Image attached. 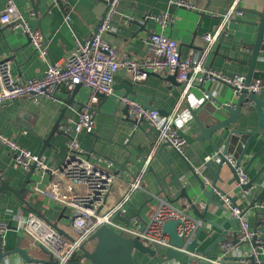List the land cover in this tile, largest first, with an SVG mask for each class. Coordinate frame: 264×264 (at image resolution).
Segmentation results:
<instances>
[{
	"label": "crops",
	"instance_id": "obj_1",
	"mask_svg": "<svg viewBox=\"0 0 264 264\" xmlns=\"http://www.w3.org/2000/svg\"><path fill=\"white\" fill-rule=\"evenodd\" d=\"M13 1L26 22L32 28L42 32L49 50L48 58L43 59L35 51L27 35L0 22V60H10L12 75L22 80L42 77L50 64L63 63L75 50L78 41L92 35L107 10V4L103 0H61L62 4L58 0ZM186 1L194 8L171 4L169 0H120L112 20L113 30L106 33L104 38L119 50L120 58L129 56L142 59L147 54L149 44L146 40L149 35L153 31H161L159 24L152 16L168 12L174 21L165 29V34L179 42L181 55L185 58L191 50L198 51L203 48V35L218 28L221 16L228 12L234 0ZM7 3L8 0H0V13ZM34 4L37 6V13ZM239 6L245 11L244 15L236 16L230 21L228 33L221 41L219 40L215 50L204 58L205 66L228 75H245L249 70L247 64L252 59L251 44L255 43L259 30L253 22L260 21V17L253 11L262 12L264 0H240ZM67 14L70 15L69 21L66 20ZM255 72L264 82V49L260 51ZM168 77L169 75L151 74L146 80L135 83L124 69H120L115 75L113 94L101 96L93 106L96 109L93 132L77 134L78 141L84 150L115 162H123L128 155L122 145H126L127 149L131 150L133 160L131 163L121 167L114 163V166L110 168L117 173L122 182H129L141 174L147 158L151 156L148 169L142 176L143 190L133 193L125 203V211L121 214L129 220V225L150 222L158 206L166 200L167 194L171 197L181 194L182 189L179 187L175 194L170 192L171 187L176 185L174 175L182 180L187 193L193 198L198 210L202 212L204 206L200 201L205 200L203 190L198 174L196 176L191 174L190 168L195 169L203 165L202 174L199 176L208 175L213 180L212 172L206 165L210 163L213 168H216L217 162L207 161V158L216 151L214 144L223 149L225 138L221 136L228 133L230 129L262 131L258 126V115L252 111L248 117L241 114L239 120L229 125V129L221 131L222 134L214 133L213 142L207 139L186 141L182 149L186 162L178 156L173 146H161L153 151L156 132L152 125L149 122L138 125L125 120L124 104L120 103L121 96L128 95L148 108L158 109L163 115L171 113L182 102L183 118L180 129L192 137L200 135L201 130L191 115L190 104L197 106L203 102L206 99V91L213 93L224 104L235 102L233 88L227 84L218 81L205 83V88L196 84L185 93L184 85L178 79L171 82ZM89 93L84 86H80L76 92L61 86L55 98L41 97L38 102L24 98L13 100L0 109V133L12 138L33 153L42 154L46 164L57 167L67 158L68 136L62 131L61 126L66 123L73 124L78 119L80 108L87 102ZM183 94H185L184 97ZM258 94L264 99V87ZM219 117L224 118L221 115ZM247 121H250V125ZM56 124H59V127L53 133ZM263 144L264 136H256L249 146L248 157ZM258 162L260 164L264 162V152ZM169 167L174 174L166 179ZM255 172L254 166L250 167L247 175L250 178ZM27 173L28 170L16 164L14 153L0 142V177L13 188L21 189ZM31 179L32 181L27 184L28 189L21 192L22 198L10 191L1 194L0 221H6L13 226L6 234L4 247L0 245L4 258L15 250L22 235L16 230L19 222L16 214L21 213L24 216L29 210H36L37 214L53 224L58 222L63 225L69 222L71 211L60 202L36 194L34 186L40 181L38 174L34 173ZM46 181L44 179L38 185L44 186ZM218 184L227 194L234 197L242 209L248 206V201L239 197V188L234 180ZM162 189H165L167 194L157 196ZM212 200L217 204L210 205L207 218L217 224H223V229L218 225L203 222L201 243L198 244L196 252L202 254L208 251L207 256L214 258L223 256L222 245L227 240H233V228L226 221L231 215L223 207L218 193L214 192ZM187 203L186 198H181L172 204L199 220L192 214V209ZM139 212L140 215H138ZM252 213L251 211L247 219L254 228L256 216ZM258 223L264 224L262 215ZM222 235L226 237V240L218 241ZM24 244H26L25 239ZM31 255L34 258L49 260V256L42 250H33ZM80 255L81 251L75 256L79 259ZM159 256L161 258L165 256V251L161 250ZM259 257L264 264V250ZM78 259L74 257L72 261ZM133 259L137 264H156L152 257L137 250L133 252ZM185 259L186 257H182L178 260ZM83 264H91V262L86 260Z\"/></svg>",
	"mask_w": 264,
	"mask_h": 264
},
{
	"label": "built area",
	"instance_id": "obj_2",
	"mask_svg": "<svg viewBox=\"0 0 264 264\" xmlns=\"http://www.w3.org/2000/svg\"><path fill=\"white\" fill-rule=\"evenodd\" d=\"M103 1L107 4V10L92 35L83 42L78 41L75 50L63 63L50 64L42 77L22 80L12 75L10 60H0V109L17 99L24 98L38 102L41 97L55 98L61 86H66L73 92L76 86L81 84L90 92L87 102L80 108L78 119L73 124L66 123L61 126L62 131L68 136L67 158L57 167L46 164L42 156L0 133V142L14 153L16 164L25 170H29L34 165V173L38 174L39 180H47L44 186L38 185L40 181L34 186L35 193L60 202L71 211L69 223L63 225L58 223V227L37 214L36 210H29L24 216L21 213L15 215L19 221L16 230L22 234L16 248L26 251L34 258L31 251H41L42 246L47 250L49 259L50 256L53 257V262L50 264H69L88 238L102 225L109 226L124 237L136 238L146 245H161L165 248H176L172 245L169 235L163 232V225L167 220L181 219L184 222L179 227V233L184 235L188 242L202 225L201 220L166 201L161 202L150 222L143 226L127 225L117 219L116 216L125 211L124 205L133 193L143 190L142 176L148 169L151 156L147 158L141 174L129 182H122L117 173L110 170L115 162L84 150L77 134L93 132L94 114L91 108L101 96L113 94L115 75L120 69H124L135 83L146 80L151 74H176L177 79L184 85L185 93L196 84L217 81L231 85L235 97L244 88L249 92L259 93L264 87V82L260 78L253 79L249 85H246L245 75H228L204 64L205 56L213 52L221 36L228 33L230 21L236 16L244 15L245 11L239 6L240 0H234L228 12L221 16V23L215 31L203 35V48L198 51L191 50L185 58L181 55L179 42L165 34V29L174 21L173 17L168 12L153 15L161 31H153L149 35L146 40L149 44L147 54L142 59L129 56L120 58L119 50L104 38L106 33L113 30L112 20L120 0ZM169 2L189 9L194 8L186 0H169ZM66 20H70V15H66ZM0 22L27 35L39 56L43 59L48 58L49 50L42 32L26 22L13 0H8L6 7L1 11ZM205 96L208 98L209 94L206 93ZM120 103L129 106L130 118L142 119L152 125L156 132L153 151L161 146L170 145L182 153L186 144V140L179 134L183 118L182 102L167 115L161 114L158 109L146 107L128 95L121 96ZM228 105L233 106L232 103ZM226 158L236 168L239 177L238 186L247 184L250 178L244 172L243 165H237L232 155H226ZM219 160L218 151L207 158V161ZM202 166L193 168L194 172L198 175L202 174ZM201 178L207 188H213L214 192L218 193L230 215L239 220V243L249 242V245L245 244L248 247H243L245 245L235 243L233 240L225 241L222 245L223 256L204 257L207 264H232L233 261H222V258L228 255L238 257L239 259L234 261L237 264H249L250 257L254 258L256 264H260L259 255L264 250V242L256 246L250 244L258 234L247 219L250 212L243 214L244 209L237 204L232 195L214 188L211 177L202 175ZM247 193L249 190H240V188L238 190L241 198ZM256 207L264 209V203H259ZM9 230V223L0 221L2 248ZM13 251L6 258L2 257L0 264H43L27 262L19 251ZM191 254L200 256L198 253Z\"/></svg>",
	"mask_w": 264,
	"mask_h": 264
},
{
	"label": "water",
	"instance_id": "obj_3",
	"mask_svg": "<svg viewBox=\"0 0 264 264\" xmlns=\"http://www.w3.org/2000/svg\"><path fill=\"white\" fill-rule=\"evenodd\" d=\"M58 2L62 4L61 0H58ZM34 8L37 13L36 4H34ZM253 13L260 17V21L253 22V24L259 27V30L256 35L255 43L251 44L252 59L247 64L249 70L247 74H245L246 85H249L253 79L260 78L256 74L255 68L260 55V51L264 49V9L262 12L253 11ZM223 36H221L220 41L223 39ZM81 41L83 42L84 40ZM168 79L171 82H175L177 76L176 74H170ZM80 86L81 84H78L74 92H76ZM200 86L205 88L204 84H201ZM206 93L209 94V97L206 98L203 102L199 103L197 106H192L191 104L189 105L191 115L196 121L199 129L201 130V134L196 137H192L186 134L182 129H179L180 136L183 137L187 142H193L198 139H207L210 142H213V134H220L222 130L229 129V125H231L234 121L239 120L241 114H244L248 117L250 112L255 111L258 115V126L262 129V131L230 129L228 133L221 136L225 138V144L222 150L221 148H218L216 144H214L215 150L218 151V155L220 157V160L217 162L216 168H213L210 163H208L206 166H208L212 172L213 187L224 193L226 192L219 186V182L229 183L234 180L237 183V187H239V177L237 175L236 168L226 158V155H232L237 165H243L244 172L246 174H248V170L250 169V167L254 166L256 170L255 174L250 177V180L247 184L241 185L239 188L240 190H249V193L244 195L245 200L248 201L249 204L243 210V214L248 212H250L251 214L252 211V214L256 216L254 228L258 232V234L254 237L250 244H252L253 246L259 245L261 242H264V224L259 225L258 219L261 215L264 217V209L257 208L256 205L259 203H264V162L260 164L258 160L261 154L264 152V144L249 157L247 152L250 144L253 142V139L256 138V136H264V99L260 98L258 93L249 92L247 88H244L242 89L241 93L237 97H235V102H232L233 106L231 107L228 105L229 102L225 104L222 103L216 96L213 95V93L209 91H206ZM91 111L95 116L96 109L92 107ZM123 114L125 116V120L132 121L135 124L141 125L142 122H146L142 119L137 120L130 118L129 106L125 104L123 108ZM220 115L224 118L221 119V117H219ZM247 124L250 125V121H247ZM58 127L59 124H56L54 126L53 133L57 131ZM122 147L127 150L128 155L121 163L114 161L115 164L119 165L120 167L127 166L128 163H131L133 161L131 150H128L126 145H122ZM175 150L178 156L186 162L183 154L176 148ZM40 156H42V154H40ZM166 163L167 165H169L168 162ZM125 169L128 170V168L126 167ZM34 172L35 166L32 165L28 170L26 179L24 180L21 189L13 188L9 183H7L0 177V197L3 192L10 191L16 194L18 197L22 198L21 192L24 189H28L27 184L32 181L31 176L34 174ZM190 173L195 176L197 175L192 167L190 168ZM171 174H174V172L170 168L166 179L169 178ZM174 176L176 178V185L171 187L170 192L175 194L179 187L182 189L181 194L179 196L171 197L168 196L165 189H162L157 196L161 194H167V198L165 201L169 202L170 204L178 202L181 198H186L188 206L192 209V214H194L199 220H201V223H211L214 225H218L221 229H223V224H217L213 220H210V218H207V213L210 209V205L217 204V202L212 200L214 189L207 188L204 185L202 178L198 175L205 198V200L202 199L200 201V203L204 206V210L200 212L197 208L196 203H194L193 198L187 193L182 180L176 175ZM223 207L226 209L224 205ZM138 215H140V212L138 213ZM116 217L117 219L125 222V224L129 225V220H127L122 215L118 214ZM231 217H228L226 221H228L233 228V242L239 243V220L237 218ZM145 224H147V221L142 222L141 226ZM183 224L184 222L181 219H170L167 220L163 225V232L169 235L172 245L176 248H165L161 245H146L139 239L124 237L109 226L102 225L88 238L85 245L81 247V255L79 256V259L76 261H71L69 262V264H83L86 260H89L91 264H137L133 259L134 250L149 255L154 259L156 264H207V260L204 257L212 258L211 256H207L208 251H205L202 254L198 253L200 256L191 254L197 253V246L201 243L200 234L202 231V225L195 231L191 241L188 242L185 236L179 233V227ZM53 225L55 227H58V222L54 223ZM9 228L11 229L13 228V226L9 224ZM60 231L63 233L62 230ZM225 240L226 237L222 235L218 241ZM1 241L2 237H0V243ZM239 244L249 245V242H241ZM40 249L43 252L48 253L47 250L42 246ZM161 250L165 251V256H163L162 258L159 256V252ZM16 251H19L22 258L27 262H41L43 264H50L53 262L52 256H50V259L47 261L30 257L26 251L21 250L18 247L13 252ZM3 255V250L2 248H0V259H2ZM182 257H186V259L183 261H179L178 259ZM238 259L239 258L236 256H225L222 258V261L226 262L231 260L233 261L232 264H237L236 262L234 263V261H237ZM249 260V264H256L253 257H250ZM260 264H262V262Z\"/></svg>",
	"mask_w": 264,
	"mask_h": 264
},
{
	"label": "trees",
	"instance_id": "obj_4",
	"mask_svg": "<svg viewBox=\"0 0 264 264\" xmlns=\"http://www.w3.org/2000/svg\"><path fill=\"white\" fill-rule=\"evenodd\" d=\"M76 259H78L76 256H75ZM74 259V258H73Z\"/></svg>",
	"mask_w": 264,
	"mask_h": 264
},
{
	"label": "rangeland",
	"instance_id": "obj_5",
	"mask_svg": "<svg viewBox=\"0 0 264 264\" xmlns=\"http://www.w3.org/2000/svg\"><path fill=\"white\" fill-rule=\"evenodd\" d=\"M69 223V222H68ZM41 254V253H40Z\"/></svg>",
	"mask_w": 264,
	"mask_h": 264
}]
</instances>
